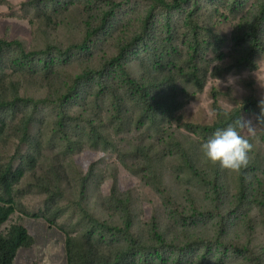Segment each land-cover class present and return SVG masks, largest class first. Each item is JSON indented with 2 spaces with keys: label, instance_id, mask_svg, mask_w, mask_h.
I'll return each instance as SVG.
<instances>
[{
  "label": "rangeland",
  "instance_id": "obj_1",
  "mask_svg": "<svg viewBox=\"0 0 264 264\" xmlns=\"http://www.w3.org/2000/svg\"><path fill=\"white\" fill-rule=\"evenodd\" d=\"M31 1L0 0V39L21 41L27 52L45 49L47 44L63 51L73 44H82L89 20L94 21L92 18L115 4L119 7L106 32L90 37L85 49L57 58L54 73L48 76L30 66L22 67L10 57L4 61L5 74L20 83L21 96L50 99L39 106L30 126V134L40 142L39 162L35 169L26 166L25 175L17 186L22 192L15 197L18 210L1 227V232L6 234L13 224H21L35 240L32 248L20 250L14 264H67L63 230L77 238L84 232L82 209L104 222L122 226L121 215L107 201L114 190L131 196L136 232L147 229L146 224L153 218L173 227L177 217L173 209L180 205L185 214H195L202 220L196 223L200 237L207 240L212 252L226 251L229 264L240 261L264 264V215L259 205L264 188L263 129H258L254 137H248L253 149L247 183L253 188L250 199L240 207L236 199L240 170L222 169L219 164L210 163L201 152L206 139L186 127L212 124L216 120L215 104L231 111L264 96V88L258 81L264 80V45L257 57L256 70L226 69L238 56L233 42L235 33L241 31L238 25L248 22L264 0H188L185 3L186 12L195 9L198 12L197 22L203 28L201 39L212 42L216 48L218 37L221 53L211 49L201 55L199 65L208 72L203 90L178 80V100L183 104L180 111L173 115L162 113L143 123L139 121L140 98L120 90V66L109 68L105 81L109 89L129 98L122 118L117 116L110 91L101 93L102 86L97 80L84 85L79 95L62 108L57 104L62 95L59 91L70 85L76 75L84 70L100 69L120 54L121 45L141 31L145 15L154 2L54 0L29 5ZM156 11V18L149 26L150 38L154 34L158 46L159 40L164 41L162 45L168 43L172 58L182 63L181 55L187 53L190 41L185 39L186 30L190 32L182 15L185 12L174 13L163 8ZM243 25L246 27V23ZM171 39L175 40L174 44ZM219 54H223V59H219ZM146 55L142 49L134 48L128 52L122 67L137 80L147 71L150 74L145 78H152L157 73L156 68L150 63L145 71L142 66ZM229 76L235 78L233 87L224 86ZM63 111L75 118L65 127L57 125ZM255 115L244 110L242 119H254ZM20 118L22 114L18 113L17 119ZM92 126L99 128L107 141L94 139ZM12 136L9 128L0 135V163L12 162L17 167L20 164L17 155L26 154L30 147ZM138 146L149 152L156 177L154 184L144 178L142 167L146 161L138 153ZM183 149L192 154L197 168L209 175L208 178L188 168ZM92 165H95L93 177L82 188V179ZM54 169L61 175L59 186L63 192L57 207L49 206L45 185L37 179L40 175L54 173ZM167 197L175 202L171 209L167 206ZM58 208L62 209V214L57 218V226H50L43 217H32L38 214L52 218Z\"/></svg>",
  "mask_w": 264,
  "mask_h": 264
},
{
  "label": "trees",
  "instance_id": "obj_2",
  "mask_svg": "<svg viewBox=\"0 0 264 264\" xmlns=\"http://www.w3.org/2000/svg\"><path fill=\"white\" fill-rule=\"evenodd\" d=\"M54 0H35L29 2V5L38 3H52ZM154 6L147 12L143 20V27L138 34L122 44L120 54L111 60L110 64H104L100 69L87 71L76 75L71 84L59 91L61 97L58 104L62 108L64 103L73 100L82 91L84 85L93 83L95 80L100 81L102 91L109 90L114 105L118 110V118L124 115V106L129 98L120 94L117 90L109 89L105 73L109 68L115 66L121 67L120 77L121 86L124 92L134 97L137 95L141 103L140 122L147 119H153L158 115L177 113L182 109L183 104L178 100L177 82L181 80L186 85H194L199 90L205 87L208 72L202 68L199 62L202 60L201 55L208 50L214 53H221V41L218 37L219 46L213 48V43L202 40L203 28L197 22V10L186 12L185 3L188 0H151ZM119 4H115L109 9L102 10L93 20H89V25L82 44H73L66 50H61L58 46L47 44L45 49L27 52L21 41H6L0 39V135L8 128L13 133L12 137L19 139L20 143L27 144L30 151L26 154L17 155L20 164L15 167L12 162L7 164L0 163V264H14L15 259L21 249H30L33 247L35 240L29 233L28 229L21 224H13L6 234L1 232V227L9 220V218L18 210L16 207L15 197L22 192L17 189L23 179L26 166L35 169L39 162L40 142L30 134V126L32 125L35 114L39 110L41 104H46L50 99L35 100L33 98H25L20 94V83L11 80V77L5 74L6 66L4 61L10 57L19 61L23 66L35 68L37 72H42L48 76L54 73L56 59L64 57L76 50L86 48L87 40L90 37H97L106 32L112 20L117 16L115 12ZM163 8L169 12L182 13L185 20V26L190 30H186L185 39H190L189 45L186 42L187 53L182 54V63L176 58H172L169 53L168 43L162 45L164 41L159 40V46L155 41L156 36L149 32V26L156 18V9ZM246 23V27H244ZM238 25L239 30L234 35V46L238 56L233 59V63L229 64L226 69L231 70H256L258 67L257 57L263 52L264 45V1L261 2L257 12L248 22ZM174 44V39H171ZM167 46V49H166ZM140 48L147 53L143 59L142 66L146 71L147 64H152L156 68V74L149 79L145 77L150 71L145 73L144 77L139 80L133 78L126 69L122 67V63L127 59L128 52L134 48ZM166 52V53H165ZM168 55L165 58V55ZM219 59H223V54H219ZM167 59L166 62L164 60ZM164 62V63H163ZM173 62V63H172ZM176 63V64H174ZM167 65V66H166ZM257 99L247 101L241 108L231 111L222 109L215 104L216 120L208 125H186L189 132L200 135L207 139L218 128L226 127L236 118L242 119L244 110L259 114L260 108ZM21 113L22 118L17 119V114ZM64 111L57 119V125L63 126L74 121ZM92 135L94 139L107 141V137L101 133L99 128L92 126ZM17 133V134H14ZM261 141L264 144V129L261 132ZM138 153L145 158V164L142 172L145 173L144 178L150 183L155 182L156 177L153 166L149 159V152L143 146H138ZM184 160L190 170L198 172L203 178H208L205 172L200 171L195 163L192 154L183 149ZM251 152L249 153V163L247 167L240 169L239 185L240 190L237 194V203L241 207L245 201H248L252 193V184L247 183V177L250 172ZM95 165H92L87 175L82 179V188L93 177ZM61 175L54 169L53 172L38 176L45 185V191L48 194L49 206L57 207L63 199V192L59 186ZM155 187V186H154ZM260 196V208L264 215V188ZM84 193V190H81ZM16 195V196H15ZM108 202L114 205L115 210L121 215L123 220L122 226H117L110 222H104L91 214L89 211L82 209L83 221H85V230L80 236L73 237L72 233L63 230L66 235V256L67 264H229L225 255L226 251L212 252L210 244L207 246V240L204 241L200 237L196 229V223L202 221L197 215H187L180 205L173 209V213L177 215L176 224L162 225L156 218H153L144 230L135 231V216L132 207V198L129 194L113 191ZM169 209L175 206V202L170 197L166 198ZM197 213V212H196ZM62 214V209L58 208L52 218L35 214L34 218H45L50 226H57V218ZM173 228V229H171ZM62 229V228H61ZM177 229H181L179 233ZM213 253H218L214 255ZM231 264H249L247 261H240Z\"/></svg>",
  "mask_w": 264,
  "mask_h": 264
},
{
  "label": "clouds",
  "instance_id": "obj_3",
  "mask_svg": "<svg viewBox=\"0 0 264 264\" xmlns=\"http://www.w3.org/2000/svg\"><path fill=\"white\" fill-rule=\"evenodd\" d=\"M261 88H264V80H258ZM235 78L229 76L224 82L225 87H233ZM260 113L254 119H235L226 127L218 128L201 145V152L212 164H219L222 169L239 171L247 167L249 153L253 149V143L248 137H254L258 129H264V96L258 101ZM193 108L196 105H192ZM247 133V136L244 135Z\"/></svg>",
  "mask_w": 264,
  "mask_h": 264
},
{
  "label": "crops",
  "instance_id": "obj_4",
  "mask_svg": "<svg viewBox=\"0 0 264 264\" xmlns=\"http://www.w3.org/2000/svg\"><path fill=\"white\" fill-rule=\"evenodd\" d=\"M20 252V251H19Z\"/></svg>",
  "mask_w": 264,
  "mask_h": 264
}]
</instances>
